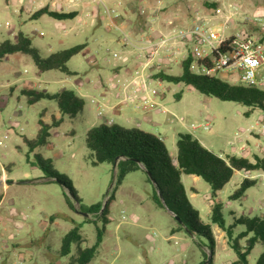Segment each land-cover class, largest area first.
<instances>
[{
    "label": "rangeland",
    "instance_id": "374dc122",
    "mask_svg": "<svg viewBox=\"0 0 264 264\" xmlns=\"http://www.w3.org/2000/svg\"><path fill=\"white\" fill-rule=\"evenodd\" d=\"M103 1L82 0L84 9L76 7V17L56 20L47 15L28 19L24 11L19 15L15 0H0V42L5 39L13 42L21 32L41 56L85 44L84 49L67 63L71 74L58 70L39 71L29 54H8L0 62V175L3 172L6 174V177L0 178V264H75L78 248L94 243L95 226L101 223L84 220V217L96 218L93 214L84 216L79 213L76 202L74 207L78 210L69 209L64 195L72 197L67 189L58 180L44 179L45 172L37 164L33 152L28 150L24 137H34L43 110L44 117L49 121L50 115L55 114L57 109L54 102L45 99L28 104L25 96L19 92L21 87L50 92L72 88L83 97L82 110L73 118L65 116L58 126L51 128L46 142L34 151L49 159L50 169L71 180L82 205L97 202L102 205L112 194L102 241L88 264H229L236 254L228 243L226 247L225 237L219 235L221 230L216 225L212 227L215 247L210 257L205 239L193 237L182 230L171 231L177 228V221L164 206L157 204L154 199L156 192L143 171H128L116 184L115 167L112 169L111 164L106 162L97 165L90 163V153L84 143L85 131L97 122L108 123L104 120L107 109L103 108L102 115L97 116L96 104L89 101L100 96L93 90V83L98 73L105 77L112 75L111 64L120 62L119 58L112 56L113 52L122 56L126 54L122 47V36L112 28L108 18L121 12L123 4L116 5L117 0ZM132 1L133 21L148 30L147 25H154L157 18L151 15L153 12L148 3ZM31 3L24 0L22 6L36 7L37 3ZM156 3L160 11H165L164 17L172 22V26L189 25L194 14L221 24L224 16H216L217 7L224 12L229 5H237L241 12L248 14L259 7L264 9V0H158ZM141 6L148 11L140 14ZM229 23L233 30L237 29L242 24V16L232 15ZM127 25V32H131L135 24L127 22ZM244 26L255 35L263 36L256 25L245 22L241 28ZM229 32L230 28L226 30V33ZM130 49L134 52L132 58L140 64L136 50ZM164 72L179 74L181 65L172 63ZM256 75L264 81V66ZM214 76L229 83H238L234 74H227L224 70L216 72ZM151 84L157 88L156 96L162 99L166 110L155 111L157 120L153 118V121L157 123L152 124L155 126L150 128L152 130L146 126L142 114L137 119L143 126L135 128L159 137L172 157L175 155L176 135L183 132L201 137L208 149L220 157H251L255 146H264V113L259 108L250 110V107L234 101L202 94L183 82L154 80ZM7 86L15 89L9 93ZM132 105L137 111L134 103ZM247 110L250 111L247 113ZM115 122L122 123L116 117ZM121 126L131 128L124 123ZM241 145L246 150L241 151ZM246 173L248 175L244 178L255 179V184L234 200L228 196L242 180L238 173H233L217 193V200L208 198L210 187L203 179H194L191 174L182 176L189 200L204 222H209L213 201L221 203L227 224L240 215H264V169ZM7 180L14 182L7 183ZM73 222L80 225L83 240L79 245L73 243L70 253L61 256V237L74 225ZM243 230L245 227L237 224L233 228L234 236ZM251 235L249 232L240 237L239 244H244ZM263 249L264 242L257 240L247 255L249 264L255 263Z\"/></svg>",
    "mask_w": 264,
    "mask_h": 264
},
{
    "label": "trees",
    "instance_id": "16d2710c",
    "mask_svg": "<svg viewBox=\"0 0 264 264\" xmlns=\"http://www.w3.org/2000/svg\"><path fill=\"white\" fill-rule=\"evenodd\" d=\"M42 15L63 20L75 17L76 12L52 10L44 6L33 11L29 19H36ZM243 28L247 29L245 26ZM262 33L264 38V32ZM84 47L85 44H76L51 52L47 56H41L38 49L31 44L29 38L19 32L15 41L5 39L0 42V62L8 54H29L39 71L58 70L71 74L72 71L68 68L67 63L73 55L80 52ZM190 62L191 58H187L180 63L181 72L179 74H169L160 70L153 74V78L176 83L183 82L202 94L211 95L223 101H234L250 107V110L259 108L264 113V88L253 84L229 83L214 75L196 74L189 69ZM20 94L25 96L28 104L36 103L42 99L52 101L59 113V116L51 114L50 120L46 122L42 119L44 110L41 112L38 119L39 127L35 136L32 138L24 137L30 152L46 142L51 128L58 126L65 116L68 118L75 117L82 110L84 104L83 97L72 88L50 92L22 87ZM178 95L177 93L176 96ZM250 110H247V113ZM84 143L90 153L91 165L106 162L111 164L112 169L113 167L116 168V184H119L123 175L131 170H141L147 178L149 176L152 182L148 180L156 192L154 199L157 204L164 206L174 214L175 219L177 218L180 221L177 222V228H172L171 231L182 230L193 237L199 236L205 239L210 255H212L215 247L212 225H216L225 232L228 245L235 251L236 259L229 264H249L247 255L256 241L261 240L264 242V215L251 217L240 215L235 217L232 223L227 224L223 217L221 203L213 201L209 222H204L198 210L190 202L182 181V176L185 174L200 177L209 184L210 197L214 200L217 193L230 180L235 170L253 171L264 169V156L256 157L254 162L243 156L220 157L205 148L192 134L183 132L176 135L175 155L172 157L163 141L156 135L135 127L124 128L116 123H99L89 127L85 131ZM33 156L45 172L44 177L47 181L58 180L67 189L68 194L72 197L69 198L64 195L69 209L74 210V202H76L79 210L93 214L96 218L84 217V220L93 221L95 224L97 221L101 222L100 226L97 224L95 226L94 243L84 248H78L75 256V264H88L102 241L105 224L108 222L107 212L112 194L109 195L101 212V202L82 205L71 180L66 175L50 169L49 159L43 158L40 153L35 152ZM254 184L255 179L243 178L238 187L228 196L229 199H238L247 188ZM50 217H53V215ZM237 224L243 225L245 230L234 236L233 228ZM79 227L78 223H74L63 234L60 240L59 255L69 254L71 245L73 243L79 245L83 240ZM249 232L252 235L248 236L244 244L240 245L239 238L246 236ZM254 264H264V249L258 255Z\"/></svg>",
    "mask_w": 264,
    "mask_h": 264
},
{
    "label": "built area",
    "instance_id": "2783aa9c",
    "mask_svg": "<svg viewBox=\"0 0 264 264\" xmlns=\"http://www.w3.org/2000/svg\"><path fill=\"white\" fill-rule=\"evenodd\" d=\"M139 11L144 14L148 10L141 6ZM215 13L216 16H224L221 24H215L216 22L200 14H194L189 25L172 26V22L167 21L166 32L140 44L114 25L120 31L123 45L134 48L137 57L141 59L134 75L121 87L122 102H133L135 107L157 105L165 111L164 106L156 104L151 98L149 83L155 72L164 71L172 63H181L187 58H191L189 69L196 74L214 75L224 70L235 74L238 83L261 85V79L257 78L256 73L264 66V39L245 28L234 29L229 33H226V30L230 28L229 20L232 15L240 14L242 24L252 23L264 32V9L248 14L241 12L237 5H229L224 12L222 8L217 7ZM148 28L152 29V26L148 25ZM112 56L122 61L127 60V56L116 52H113ZM90 102L96 104V115H102L106 106L97 98H91ZM110 122L111 120H108L109 124ZM196 127H193V130H196ZM3 136L6 137V134ZM241 149H244V146H241ZM242 171L244 176L248 175L246 172L249 171Z\"/></svg>",
    "mask_w": 264,
    "mask_h": 264
},
{
    "label": "crops",
    "instance_id": "0c3cea01",
    "mask_svg": "<svg viewBox=\"0 0 264 264\" xmlns=\"http://www.w3.org/2000/svg\"><path fill=\"white\" fill-rule=\"evenodd\" d=\"M15 1H16L17 7H19V10H18L19 15H21L22 11H24V14H26L28 19H29L30 14L33 11H35L36 9H38L40 7H44V6L48 7V9L58 10V11H63V12L75 11L76 12L75 17L78 14L76 7L81 6V10L84 9V7L82 5V0H40L39 3L36 2L37 3L36 7H33V6H31V7L25 6L24 7V6H22V4L24 3V0H15ZM32 1H34V0H30V3ZM101 1L104 3L103 0H101ZM140 1L144 4L148 3L147 6L150 7L151 11L153 12V14L151 13V15L155 16V19L157 18L156 23L154 25H152V29H150V28L148 30L144 29L145 27L139 26L138 23H135V21H133V19H132L133 16H131V11H132V5L134 2L132 0H124L123 2L121 0H117L116 5H121V3L123 4L122 11L118 12V13L116 12V15H114L113 17H110V15L108 17L110 20V25L112 26V28H114L117 31H119V30L117 28H115L114 25H116L121 30L127 32L126 28H127V26L129 27V25H127V22H130L131 25L135 24L132 31L131 32L128 31L127 33L128 34L130 33L129 35H131L130 36L131 39L133 41H135L137 44L143 43L144 41H147L150 39H154L155 37H157L159 35V33H163V32H166L168 30V25L166 22L167 18L164 17V15H166V14H163V13H165V11L162 12L159 10L160 9L159 5L156 3V1H158V0H140ZM149 2H150V4H149ZM36 3H31V4H36ZM260 10H261V8L259 7V8H256L254 11L257 12ZM161 14H163V15H161ZM41 17H43V15ZM147 17H149V16L147 15ZM122 20H124L123 23H121ZM238 27L241 28L242 24H241V26H238ZM238 27H237V29H239ZM130 28H131V26H130ZM233 28L234 27L230 26V32L233 31ZM122 47H124V49H125L124 51L126 52V54L124 56H127V60L126 61L120 60V62H118V63L111 64L110 69L112 71V75L105 77L104 75H99V73H98V76L96 77V79L94 80V83H93V90L98 92V94L100 95L98 97V99L101 100V102L106 106V109H107L108 114H104V118H105L104 120H107V121L111 120L110 124H112V123L119 124V123L115 122V117H116L120 122H122L124 124H128L129 127L142 128L141 127V126H143L142 123L139 122L137 119V116L142 114V116L145 118V121L147 124L146 126H148L149 129L155 128V126L152 124L157 123V122L153 121V118L156 119L157 114L155 113V111H157V109L160 110V108L157 105L148 106V107H135L138 109L136 111L133 109V107H134L132 105L133 102H127V101L122 102V100H121V96H120L121 87L123 86V84H125L134 75V73L136 72V70L139 67L138 61L136 62V60H134L132 58L133 53H134L133 50L128 48V46H124L123 42H122ZM224 72L228 74V72H226V71H224ZM260 79H261L262 84L259 86H262L261 88H264V81H263L262 77H260ZM154 80H156L157 82L161 81L160 79H154V78L151 79V81L149 83L150 91H152L151 98L155 101L156 104L164 106L161 103L162 99H158L156 96V94L158 93L157 88L155 89L152 87L151 82H154ZM7 87L9 89V93H11L13 89H15V87H13V86H7ZM19 92H20V89H19ZM77 93L79 94V92H77ZM164 108L166 110L165 106H164ZM132 113H134L135 115ZM55 115L59 116L58 111L55 112ZM42 119L44 121L48 122L47 118L44 117V115H42ZM49 119H50V117H49ZM95 124H99V122H97ZM107 124H109V123H107ZM121 124H119V125H121ZM88 128L89 127H87V129ZM150 130H152V129H150ZM195 138H197L199 140V142L205 148L208 149L204 140L201 137L195 136ZM241 146H243V145H241ZM241 146L239 147V149L241 151L246 150V147L244 149H241ZM34 150L31 151V152H33V154L35 153ZM256 151L260 152V154L257 153ZM263 156H264V146L262 147L260 144H258L257 146H255L251 157H248V156H243V157H246L251 162H254L256 157H263ZM234 173H238L242 179L244 178V173L242 170H235ZM2 175H0V178L6 177L5 172H3ZM193 178L196 179L197 176L193 175ZM44 179L46 180V178H44ZM208 198H210V194H209ZM215 199L217 200V198H215ZM212 227H213V225H212ZM219 233H220L219 234L220 236L224 235L225 245L227 247V237L225 235V232L221 230ZM224 248H225V246H224ZM229 248H231V247L229 246ZM234 260H232V261H234Z\"/></svg>",
    "mask_w": 264,
    "mask_h": 264
},
{
    "label": "water",
    "instance_id": "95a60500",
    "mask_svg": "<svg viewBox=\"0 0 264 264\" xmlns=\"http://www.w3.org/2000/svg\"><path fill=\"white\" fill-rule=\"evenodd\" d=\"M116 161H117V159H116ZM148 179L152 182V180H151V178L148 176ZM25 181H27V180H22L21 182H25ZM7 183H11V182H14L13 180H7L6 181ZM106 201L107 200H105L104 202H102V205H101V208H100V211H102L103 210V208L105 207V205H106ZM75 209H77V208H75ZM78 210V209H77ZM78 212L79 213H81L82 215H84V216H88V213L87 212H83V211H81V210H78ZM170 212V211H169ZM173 216H174V214L172 213V212H170ZM176 221L177 222H180L179 221V219H177L176 218ZM209 257H210V253H209Z\"/></svg>",
    "mask_w": 264,
    "mask_h": 264
}]
</instances>
